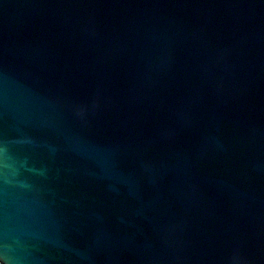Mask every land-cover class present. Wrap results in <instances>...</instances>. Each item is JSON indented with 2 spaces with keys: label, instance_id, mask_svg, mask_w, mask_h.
I'll return each instance as SVG.
<instances>
[{
  "label": "water",
  "instance_id": "95a60500",
  "mask_svg": "<svg viewBox=\"0 0 264 264\" xmlns=\"http://www.w3.org/2000/svg\"><path fill=\"white\" fill-rule=\"evenodd\" d=\"M0 264H264V0H0Z\"/></svg>",
  "mask_w": 264,
  "mask_h": 264
}]
</instances>
